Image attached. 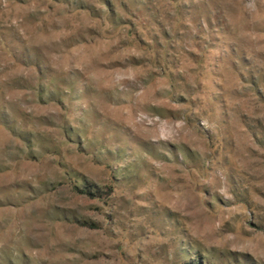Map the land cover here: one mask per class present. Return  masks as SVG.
I'll return each mask as SVG.
<instances>
[{
  "label": "rangeland",
  "instance_id": "374dc122",
  "mask_svg": "<svg viewBox=\"0 0 264 264\" xmlns=\"http://www.w3.org/2000/svg\"><path fill=\"white\" fill-rule=\"evenodd\" d=\"M0 264H264V0H0Z\"/></svg>",
  "mask_w": 264,
  "mask_h": 264
},
{
  "label": "trees",
  "instance_id": "16d2710c",
  "mask_svg": "<svg viewBox=\"0 0 264 264\" xmlns=\"http://www.w3.org/2000/svg\"><path fill=\"white\" fill-rule=\"evenodd\" d=\"M86 194L92 195V193L89 191H85Z\"/></svg>",
  "mask_w": 264,
  "mask_h": 264
}]
</instances>
